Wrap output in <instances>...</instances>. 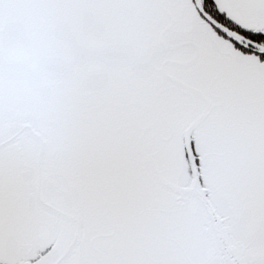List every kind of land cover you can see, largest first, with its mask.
Segmentation results:
<instances>
[{
    "label": "snow or ice",
    "instance_id": "6c2138e0",
    "mask_svg": "<svg viewBox=\"0 0 264 264\" xmlns=\"http://www.w3.org/2000/svg\"><path fill=\"white\" fill-rule=\"evenodd\" d=\"M0 264H264V0H0Z\"/></svg>",
    "mask_w": 264,
    "mask_h": 264
}]
</instances>
